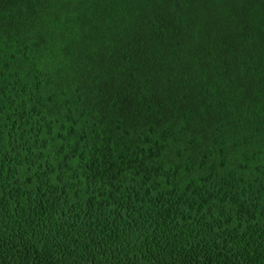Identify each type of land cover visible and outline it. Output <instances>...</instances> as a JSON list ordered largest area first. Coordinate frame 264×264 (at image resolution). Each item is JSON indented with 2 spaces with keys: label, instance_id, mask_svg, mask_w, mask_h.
<instances>
[{
  "label": "trees",
  "instance_id": "1",
  "mask_svg": "<svg viewBox=\"0 0 264 264\" xmlns=\"http://www.w3.org/2000/svg\"><path fill=\"white\" fill-rule=\"evenodd\" d=\"M0 264H264V0H0Z\"/></svg>",
  "mask_w": 264,
  "mask_h": 264
}]
</instances>
